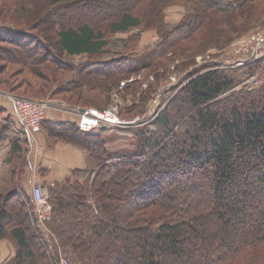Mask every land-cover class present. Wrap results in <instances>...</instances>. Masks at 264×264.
Instances as JSON below:
<instances>
[{
  "label": "trees",
  "instance_id": "1",
  "mask_svg": "<svg viewBox=\"0 0 264 264\" xmlns=\"http://www.w3.org/2000/svg\"><path fill=\"white\" fill-rule=\"evenodd\" d=\"M171 3L186 7L176 23L165 20ZM74 5L0 0V90L85 108L132 89L122 115L136 117L175 59L184 56L186 70L210 43L223 47L264 27V0H130L112 14L109 31L155 30L157 38L144 55L140 32L112 52L101 30L68 20ZM208 65L168 91L173 97L153 121L115 129L128 130L126 148L109 146L108 128L44 121L51 137L85 149L98 167L48 185L52 216L44 224L31 194L11 181L0 194V240L10 239L16 253L4 264H227L240 253L264 263V83L234 90L254 69L264 77V60L238 67L247 69L241 76ZM142 73L155 77L145 89L128 80Z\"/></svg>",
  "mask_w": 264,
  "mask_h": 264
},
{
  "label": "built area",
  "instance_id": "2",
  "mask_svg": "<svg viewBox=\"0 0 264 264\" xmlns=\"http://www.w3.org/2000/svg\"><path fill=\"white\" fill-rule=\"evenodd\" d=\"M204 60L202 56L197 58L201 63ZM264 60V27L246 34L242 38L236 40L229 48L226 57L222 63L216 64L214 68H238L244 65L253 64L257 61ZM167 77L160 81L156 92L151 97L146 106V111L143 115L137 116L131 121H126L120 117L117 105L111 106L108 109L91 108H72L70 105L66 107L65 103L60 104L56 100H32L19 96L10 95V100L14 106V118L20 129L28 133L39 132L42 128V123L47 118L48 110L60 109L62 111L71 112L76 115V126L84 132H99L105 128H122L126 125L145 124L153 121L167 106L169 98L165 100L168 91L180 84L187 76V71L177 73L172 69ZM155 80L154 75H150L149 80ZM189 80L182 83L178 90L181 89ZM148 80L144 82V86H148ZM263 76L255 74L246 78L242 83L234 89L245 88L253 90L261 86ZM126 81L120 84L123 89ZM72 108V109H67ZM31 196L35 206V215L41 224H44L52 216V205L49 200L48 190L39 183H35ZM61 264H68L66 259H62Z\"/></svg>",
  "mask_w": 264,
  "mask_h": 264
},
{
  "label": "crops",
  "instance_id": "3",
  "mask_svg": "<svg viewBox=\"0 0 264 264\" xmlns=\"http://www.w3.org/2000/svg\"><path fill=\"white\" fill-rule=\"evenodd\" d=\"M10 95L0 93V194L9 191L11 181L20 185L25 195H30L35 183L48 190V185L64 180L73 170L90 169V158L85 149L51 137L48 132H43L44 128L35 133L20 129L14 118ZM76 117L70 112L53 111L44 121L74 123ZM15 253L16 246L12 241L0 240V264Z\"/></svg>",
  "mask_w": 264,
  "mask_h": 264
},
{
  "label": "rangeland",
  "instance_id": "4",
  "mask_svg": "<svg viewBox=\"0 0 264 264\" xmlns=\"http://www.w3.org/2000/svg\"><path fill=\"white\" fill-rule=\"evenodd\" d=\"M74 1H75L74 7L71 8L68 12H66V17L68 18V20H71L72 23L76 26H78L80 24L82 25L84 23H90L93 26H95L96 30H101L105 34V36L109 39V41H110V47L109 48L112 52H118V51H121L122 49H124L125 42L128 41V38L132 37V34H135V32H140L142 39L138 45L139 47L137 50V54L138 55L139 54L144 55V54L148 53L149 45H152L157 38L156 37L157 33L155 30H142V29L138 30V29H136V30L126 32V33L125 32H119L116 34H113L109 31L108 26L112 20V17H113L112 14H115L116 11H122L123 9L127 8L130 0H95V1H93V0H74ZM139 1L140 0H136V2H139ZM137 6L139 7V5H137ZM165 12H166L165 20L167 22H170V23H176L184 16V14L186 12V7L182 3H171V4L167 5ZM104 15L108 16L109 19L104 18ZM261 27H262V25H257L255 27H253L252 29L248 30L247 32H244L241 35H238L228 45L223 46V47L222 46L221 47H214V45H212V43H210L205 48V51L203 53L198 54L194 57L195 64H193L188 69H186L187 72L189 73L193 70H199L201 67L203 68V66H205V65L209 66L208 64L216 65L218 63H222V60L226 57L230 46L236 40L242 38L246 34L251 33V32H253V31H255ZM199 56H202V58H204V60L201 63H199L197 61V58ZM184 58L185 57L182 56V57H179L178 59H175V61L173 63H171L168 71L166 73H163L162 78L164 79L165 77L168 76L169 73H172V71H173L172 69H175L178 74L183 72L184 70H181V69H184L189 65L188 64L184 68L181 67L182 61L185 60ZM75 60H77V58H75ZM3 64H4L3 62H0V65H3ZM22 69L23 68L19 67V66L14 67V70H18L19 72ZM34 69L39 70L40 67H37V65H34ZM234 69L236 70L237 68H233V70ZM246 70L247 69H239V70L234 71L233 73H235L237 76L238 75L241 76L242 72H246ZM252 72H254V73H252L254 75L255 74H258V75L261 74V71L259 69H254V70H252ZM26 75H27L26 72H24L22 75H20L18 77V79H21ZM261 76H262V74H261ZM146 78H147V76H143V73H142L139 75H135L128 80H129V82H138L139 81L141 83V85L138 86V84H137V86L140 87L141 89L142 88L145 89L146 87L144 86V82H145V80H147ZM149 81L151 82L152 80L150 79ZM263 83H264V77H263ZM141 89H139V90H141ZM131 90L132 89H130V91L124 90L125 92L121 93L122 92L121 90L114 89L112 91V94L110 93V98H109L108 104L100 102L99 107L88 106V107H85V109L91 108V107H95L98 109H108L111 106L117 105L120 117H122L126 121H131V119L135 118L133 116V114H136V113H134V111L129 112L128 114L127 113L125 114V112H124L122 115V111L126 109L123 104L127 103V99H129V98L132 99ZM0 93L1 94H10V93H7V91L5 92L2 90H0ZM15 94H12V96H19L22 98H28L27 96L26 97L23 96L22 93H20V92H18V93L16 92ZM95 95H98V94H95ZM41 98H43L42 100H47V99L56 100L60 104L65 103L66 107L68 105H70L72 108H76V107L82 108V106L71 104L66 99H63L62 96L53 97L52 95L48 94L47 96L41 97ZM125 98H126V100H124ZM168 98H169V96H166L165 100H167ZM28 99H30V98H28ZM32 100H35V99H32ZM37 101H39V100H37ZM72 108H67V109H72ZM53 111L63 112L60 109H55V110H48V113L53 112ZM64 112H66V111H64ZM137 123H134V124H137ZM128 126L131 127V125H126L123 127L126 128ZM115 129L116 128H110V129H107V131L105 132L106 135H110V138H109L110 145L109 146L115 148L116 150L126 148V145H124L126 143H123L122 140H123V138H125L124 142H127L126 139L127 140L130 139V137H127L129 135L128 130H124L122 133H119V131H116ZM42 130H43V128H41L40 131L42 132ZM43 132L47 133L48 131L46 130V128H44ZM47 134H49V133H47ZM117 134L119 136H121V138H122L121 140L118 139L119 136ZM112 135L115 137V139H113V140H111ZM97 167H98V165L96 164V161L93 159H90V161L88 163V168H90L89 170L96 169ZM2 239H4V238H2ZM5 239H7L8 241L11 242L10 239H8V238H5ZM246 255H247L246 253L237 254L235 257L231 258L227 262V264H264L263 260H261V258L259 256L252 254V253L250 255H247V256ZM63 259H65V258H63Z\"/></svg>",
  "mask_w": 264,
  "mask_h": 264
}]
</instances>
